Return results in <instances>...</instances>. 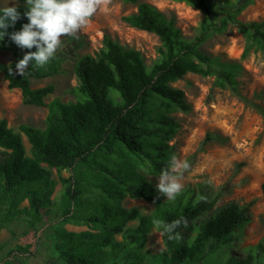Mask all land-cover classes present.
I'll return each instance as SVG.
<instances>
[{
  "label": "trees",
  "instance_id": "obj_1",
  "mask_svg": "<svg viewBox=\"0 0 264 264\" xmlns=\"http://www.w3.org/2000/svg\"><path fill=\"white\" fill-rule=\"evenodd\" d=\"M19 2L21 19L8 32L18 31L27 17L25 0ZM137 4L136 11L123 17L130 26L156 34L161 45L157 59L148 66L142 52L122 44L105 33L103 46L95 54L78 59L75 73L81 97L72 102L55 100L50 105L47 126L41 130L21 125L31 145L27 153L20 132H15L6 118L0 119V229L13 218L27 215L35 225L42 219V210L54 205L57 186L53 169L68 170V184L62 196L63 221L87 226L74 231L65 227L56 231V256L46 264H108L117 259L138 237L145 236L154 221L171 222L186 217L188 225L181 227V239L164 236L161 252L164 264H190L203 259L232 242V234L248 221L245 209L234 202L217 206L223 190L214 191L208 182L187 189L175 199L162 202L161 194L142 175L137 173L136 161L143 160L160 173L171 155L170 141L180 124L164 111H155L153 104L164 102L183 111L191 104L185 92L170 83L187 73L216 75L231 87L236 85V73L242 68L239 61L220 62L201 45L229 23L239 26L240 32L255 41L264 42V20L245 22L233 12L220 21L214 20L212 0H183L207 16L193 37L184 34L174 16H168L156 6L140 0H125ZM253 0H236L234 12L242 11ZM0 50L11 51L10 62L0 61V74L11 89L21 91L26 105L45 106L46 97L54 92L47 84L32 87L33 79L53 76L61 70L62 58L55 56L45 67L29 65L25 76L16 74L15 65L29 51L21 49L5 36ZM33 48L31 51H35ZM13 74L9 75V68ZM264 119V107L250 100ZM229 137L208 131L201 149L211 143L225 144ZM100 196L86 202L85 195L95 190ZM123 195L142 198L158 206L155 219L142 214L137 207L125 208L119 200ZM202 197L204 199H202ZM27 201V204L22 205ZM138 220L134 227L128 223ZM198 230L191 240L190 235ZM123 240H118L117 235ZM256 255L264 254V243L256 246ZM253 257L231 256L226 264H253ZM9 264H14L8 262Z\"/></svg>",
  "mask_w": 264,
  "mask_h": 264
},
{
  "label": "rangeland",
  "instance_id": "obj_2",
  "mask_svg": "<svg viewBox=\"0 0 264 264\" xmlns=\"http://www.w3.org/2000/svg\"><path fill=\"white\" fill-rule=\"evenodd\" d=\"M148 2L168 16H174L184 34L193 37L200 24L207 19L201 10L183 0H140ZM17 0H0V7ZM213 18L220 21L228 13H234L245 22L264 20V0H253L242 11L235 13L236 0H212ZM19 3V2H18ZM137 4L125 0H112L106 13H97L91 23L78 33V38L65 36L62 47L57 51L63 60L61 70L53 76L33 79L32 87L47 84L54 86V92L46 97L45 106L26 105L21 91L11 89L8 81L0 74V119L6 118L8 125L22 135L26 151L31 145L21 125L41 130L47 126L50 105L55 100L68 103L81 97L79 80L75 73L78 59L86 54H95L103 46L105 33H110L122 44L140 50L150 66L158 57L159 37L151 32L128 25L123 17L136 11ZM201 50L212 54L220 62L236 60L242 68L236 73V85L231 87L216 75L189 72L170 84L185 92L191 104L189 111H183L164 102L154 103L155 111H164L180 124L170 141L173 154L185 159L190 169L184 173L183 191L198 188L201 182H208L214 191L223 190L217 206L234 202L245 209L248 221L232 234V242L210 252L200 261L190 264H226L233 255L253 257V264H264V254L257 256L255 246L264 243V119L261 113L249 105L250 100L260 102L264 107V42L244 36L239 26L229 23L221 32L214 33L201 45ZM11 51L0 50V61L10 62ZM208 131H217L229 137L225 144L211 143L201 149V141ZM3 151L0 150V156ZM137 173L156 187L160 173L143 161H136ZM68 170L53 169L57 182L53 195L54 205L42 210V219L35 225L29 223L27 215L13 218L0 229V264H46L56 256L54 242L60 228L81 231L87 226L73 221H63L62 196L67 185L62 181L69 178ZM100 196L97 189L85 195L86 202H93ZM162 202H169L161 195ZM125 208L137 207L142 214L155 219L158 206L142 198L123 195L119 200ZM27 204V201L22 205ZM155 222V221H154ZM138 220L128 223L136 226ZM198 225L191 233L192 240ZM162 230L155 223L145 235L131 242L122 254L108 264H164L161 252L165 249ZM118 240L123 236L117 235Z\"/></svg>",
  "mask_w": 264,
  "mask_h": 264
},
{
  "label": "clouds",
  "instance_id": "obj_3",
  "mask_svg": "<svg viewBox=\"0 0 264 264\" xmlns=\"http://www.w3.org/2000/svg\"><path fill=\"white\" fill-rule=\"evenodd\" d=\"M112 0H25L26 11L23 13L28 22L20 30L8 32L10 27H15L21 19L19 3L0 7V40L5 36L21 49H28L23 57L16 63V74L25 76L29 65L36 68L45 67L62 47V38L71 36L78 38V33L85 29L97 13H106ZM35 48V51L31 49ZM13 70L9 68V75ZM190 169L187 160L172 154L167 165L158 175L157 191L175 200L183 191L184 173ZM202 199H204L202 197ZM155 225L166 235L169 240H180L181 227L186 228L188 220L180 217L165 222L157 220Z\"/></svg>",
  "mask_w": 264,
  "mask_h": 264
}]
</instances>
